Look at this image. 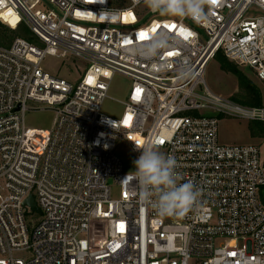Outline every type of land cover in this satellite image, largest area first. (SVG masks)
<instances>
[{
    "label": "built area",
    "instance_id": "built-area-1",
    "mask_svg": "<svg viewBox=\"0 0 264 264\" xmlns=\"http://www.w3.org/2000/svg\"><path fill=\"white\" fill-rule=\"evenodd\" d=\"M205 11L198 23L160 17L143 0H0V21L35 36L0 44V262L264 264V151L219 134L222 116L264 122V103L244 104L205 80L222 50L264 82V0H218ZM157 33L172 38L169 49L133 55ZM48 56L77 59L83 72H52ZM116 73L131 79L120 117L102 112ZM45 109L52 126L26 123L27 112ZM119 142L138 157L149 142L173 156L180 182L199 189L193 207L161 216L141 201ZM30 195L41 212L25 205ZM94 219L105 222L101 246Z\"/></svg>",
    "mask_w": 264,
    "mask_h": 264
},
{
    "label": "clouds",
    "instance_id": "clouds-1",
    "mask_svg": "<svg viewBox=\"0 0 264 264\" xmlns=\"http://www.w3.org/2000/svg\"><path fill=\"white\" fill-rule=\"evenodd\" d=\"M143 4L160 17L189 18L198 23L208 18L206 7L214 6L211 0H143ZM171 45L172 38L167 33H157L137 47L133 55L153 59L161 56ZM157 68L163 71L165 64L161 63ZM189 74V69L182 66L181 76L187 77ZM137 148L141 154L133 161L134 171L127 177L131 176L137 181L140 200L158 215L183 216L197 201L199 189L191 181L180 182L183 176L176 171V159L160 151L158 145L149 142Z\"/></svg>",
    "mask_w": 264,
    "mask_h": 264
},
{
    "label": "rangeland",
    "instance_id": "rangeland-1",
    "mask_svg": "<svg viewBox=\"0 0 264 264\" xmlns=\"http://www.w3.org/2000/svg\"><path fill=\"white\" fill-rule=\"evenodd\" d=\"M23 36V34H18ZM16 35L5 33L0 35V44L9 45L12 43ZM44 65L52 72L75 80L83 72V63L77 59H61L54 56H48ZM254 81H256L263 92L264 103V82L259 81L254 72L242 67ZM205 80L207 85L215 92L223 95L236 97L242 94L243 90L239 87L237 77L223 70L216 58L210 60L205 72ZM131 86V79L123 74L116 73L112 77L108 96L102 105V112L113 117H120L124 110L125 99L127 98ZM238 97V96H237ZM245 104V103H244ZM250 105V104H247ZM55 112L53 110H33L26 114V123L35 127H50L53 124ZM250 120L241 119L233 116H222L219 123L220 140L225 143H258L264 151V136L251 135L249 128ZM116 153L123 162L125 171H134L133 161L138 158L137 154L124 142H119ZM119 194V187H113V196ZM91 239L96 246H101L107 239V230L105 222L100 219H94L91 225Z\"/></svg>",
    "mask_w": 264,
    "mask_h": 264
},
{
    "label": "trees",
    "instance_id": "trees-1",
    "mask_svg": "<svg viewBox=\"0 0 264 264\" xmlns=\"http://www.w3.org/2000/svg\"><path fill=\"white\" fill-rule=\"evenodd\" d=\"M9 33L11 35L23 34L28 39H34L32 31L26 24H21L17 29H13L0 21V35ZM216 60L220 63V67L234 74L238 79L239 87L243 90L242 94L234 97L239 102L250 105H261L263 103V92L260 85L249 77L248 73L235 61L229 59L222 50H219L215 56ZM251 135L264 136V122L252 120L249 122Z\"/></svg>",
    "mask_w": 264,
    "mask_h": 264
},
{
    "label": "water",
    "instance_id": "water-1",
    "mask_svg": "<svg viewBox=\"0 0 264 264\" xmlns=\"http://www.w3.org/2000/svg\"><path fill=\"white\" fill-rule=\"evenodd\" d=\"M25 205H29L32 209V211H36V212H41L40 207L37 204V201L34 197V195H30L26 201H25Z\"/></svg>",
    "mask_w": 264,
    "mask_h": 264
},
{
    "label": "snow or ice",
    "instance_id": "snow-or-ice-1",
    "mask_svg": "<svg viewBox=\"0 0 264 264\" xmlns=\"http://www.w3.org/2000/svg\"><path fill=\"white\" fill-rule=\"evenodd\" d=\"M211 2L216 5L218 4V0H211ZM173 28L175 27V25L172 26ZM183 31V30H182ZM141 38H144L145 37V34L144 33H140L139 34ZM187 35H191L190 33H188ZM169 56L173 55V53L169 52L168 53ZM129 120L131 119V117L128 118ZM0 264H3V262H0Z\"/></svg>",
    "mask_w": 264,
    "mask_h": 264
},
{
    "label": "bare ground",
    "instance_id": "bare-ground-1",
    "mask_svg": "<svg viewBox=\"0 0 264 264\" xmlns=\"http://www.w3.org/2000/svg\"><path fill=\"white\" fill-rule=\"evenodd\" d=\"M12 24H15L14 21L12 22Z\"/></svg>",
    "mask_w": 264,
    "mask_h": 264
}]
</instances>
